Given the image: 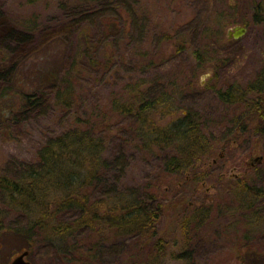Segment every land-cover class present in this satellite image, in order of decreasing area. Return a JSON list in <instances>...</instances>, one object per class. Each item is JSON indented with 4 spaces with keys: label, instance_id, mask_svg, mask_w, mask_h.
I'll return each instance as SVG.
<instances>
[{
    "label": "rangeland",
    "instance_id": "374dc122",
    "mask_svg": "<svg viewBox=\"0 0 264 264\" xmlns=\"http://www.w3.org/2000/svg\"><path fill=\"white\" fill-rule=\"evenodd\" d=\"M259 16H264V0H0V22L26 32L31 41L19 46L14 37L0 36V46L22 51L18 79L0 85V176L13 177L23 164H35L44 141L79 116L104 140L108 164L101 169L96 197L127 189L142 196L157 184L162 203L182 195L194 205L205 202L210 208L207 204L213 203L201 222H188L186 236L176 218L183 206L161 215L158 234L166 245L157 264H264V240L257 239H264V133L256 129L263 124L238 101L251 95H241L239 88L245 90L262 76L264 21L256 22ZM235 24L246 31L228 38L226 30ZM83 33L89 36L88 48ZM13 52L8 59L18 56ZM106 52L113 57L101 67ZM74 58L82 71L72 78L78 93L73 106L30 115L26 106L16 108L11 85L29 86ZM225 88L234 90L231 103L216 93ZM139 95L165 100L157 107H167L169 114L189 111L203 122L204 137L214 148L194 167L207 172L203 184L192 183L189 171L165 177L161 168L172 147L144 146L134 113H118L121 103L137 106ZM9 107L16 108L15 120L9 119ZM161 110L148 111L146 124L161 123L167 116ZM26 116L33 117L25 123ZM76 215L65 210L60 217ZM31 217L0 201V264L23 250L31 264H135L133 258L141 259L148 248L131 237L100 239L83 227L65 238L68 258L36 227L29 236L20 231ZM93 243L97 246L89 251ZM181 252L187 258L175 257Z\"/></svg>",
    "mask_w": 264,
    "mask_h": 264
},
{
    "label": "trees",
    "instance_id": "16d2710c",
    "mask_svg": "<svg viewBox=\"0 0 264 264\" xmlns=\"http://www.w3.org/2000/svg\"><path fill=\"white\" fill-rule=\"evenodd\" d=\"M73 20L75 19H70L71 22ZM255 21H264V16H259ZM25 33L23 31L16 32L0 22V34H2L0 36L14 37L19 46L31 42ZM82 39L86 44L85 47L88 48L89 36L83 33ZM2 46L6 45L2 44ZM2 46H0V85L4 84L5 86L9 82L13 83L19 77V56L22 51L13 52L11 47L3 48ZM84 51L89 50L84 49ZM10 52L18 55V58L8 59ZM112 57V52H106V58L101 63V67H105L108 62H111ZM89 61H95L90 53ZM4 62L9 63V66L5 68L1 65ZM77 66L76 58H74L63 69L47 70L29 86L22 82L14 84V86L11 85L12 92L17 95L16 108L26 106L30 110L29 115L45 112L49 108L60 109L64 112L68 110L78 98L76 87L72 81V78L82 71V68ZM7 87L6 90L9 89ZM245 88V90L239 88V93L241 95L250 93L251 95L240 98L238 101L244 105L246 110L251 111L253 116L254 113H257L259 123H262L263 126L256 129H259L260 133H264V67L262 76ZM233 91L231 88H225L218 89L216 93L223 102L231 103L233 102ZM136 99L137 106L132 102L133 106L129 103H121L118 106V113H134L139 122L138 135L144 142V146L172 147V153L165 157L161 168L165 177L189 171L192 183L197 187L200 182L203 184L207 172H203L202 169L200 171L202 173H199V170L194 167L199 160L210 154L208 151L214 150L213 145L204 137L203 122L195 113L189 111L185 114H169L167 107L158 108L157 104L165 100H145L141 95ZM16 108L14 110L13 107H9L10 120L16 119ZM159 109H162L163 114L167 115L165 118H169H164L161 123L149 119L150 124L147 125L148 111ZM31 117L26 116L23 121L26 123ZM75 121L71 126L63 128L44 141L36 152L35 164H23L24 166L18 168L13 177L0 176L1 203L22 211L29 220L33 216L34 220H31L30 223L27 222L28 225L20 231L29 236L33 228L36 227L43 236L54 240L52 242L59 243L58 247L64 248L61 254L67 255L68 258L66 236L85 227L89 228L92 234H97L100 239L111 237V235L114 238L137 239L148 248L144 251V256L141 259L135 257L133 262L135 264H157L155 260L159 254L164 253L163 249L166 245L164 237L158 234L157 224L161 215L183 206L176 218L183 229L182 235L184 233L186 236L188 222L192 220H196L197 223L201 222L205 210L212 209L213 203L207 204L211 205L210 208L205 207V202L194 205L183 195L169 197L166 203H162L157 198L159 187L157 184L154 185L151 192H146L142 196L133 189H127L126 193L112 191L96 197L101 169L106 168L108 164L103 154L104 140L94 134L90 126L81 124L83 121L86 123L83 118L77 116ZM259 123L256 125L259 126ZM236 131L241 132L240 129ZM208 166L207 164L206 168ZM187 179L184 182H188ZM231 187L228 186V188ZM237 187H244L246 191L254 188L247 184L241 186L240 183H237ZM153 201H155L154 204ZM239 205H242V202ZM65 210L74 211L77 215L71 220H63L60 214ZM96 246L97 244L93 243L92 247L87 249L92 251ZM185 253L181 252L175 257L185 259L187 258ZM88 258L84 260L85 263L90 261ZM79 259L82 260V258H77V260Z\"/></svg>",
    "mask_w": 264,
    "mask_h": 264
},
{
    "label": "water",
    "instance_id": "95a60500",
    "mask_svg": "<svg viewBox=\"0 0 264 264\" xmlns=\"http://www.w3.org/2000/svg\"><path fill=\"white\" fill-rule=\"evenodd\" d=\"M245 31V26L235 24L232 27L227 28L226 34L228 38H239L245 33ZM27 252V250L21 251L8 264H31V262L26 259Z\"/></svg>",
    "mask_w": 264,
    "mask_h": 264
},
{
    "label": "flooded vegetation",
    "instance_id": "af4514ba",
    "mask_svg": "<svg viewBox=\"0 0 264 264\" xmlns=\"http://www.w3.org/2000/svg\"><path fill=\"white\" fill-rule=\"evenodd\" d=\"M222 157H223V155L220 154V155H219V158H222ZM255 159H257V158H255ZM215 161H216V159L214 158V159H213V162H215ZM251 164L253 165L254 162L252 161ZM252 165H251V166H252ZM258 191H259V190H258ZM258 191H257V190L254 191V194H255V193H256V194L259 193ZM256 201H258V198L256 199ZM257 205H258V203L256 204V207L258 208ZM257 216H258V215H257ZM256 220H257L258 222H262L261 217H259V216H258V218H257ZM263 231H264V230H263ZM257 239L264 240L262 237H257Z\"/></svg>",
    "mask_w": 264,
    "mask_h": 264
}]
</instances>
